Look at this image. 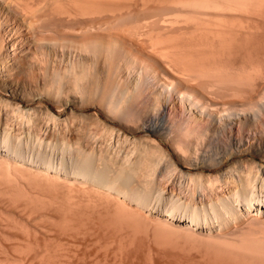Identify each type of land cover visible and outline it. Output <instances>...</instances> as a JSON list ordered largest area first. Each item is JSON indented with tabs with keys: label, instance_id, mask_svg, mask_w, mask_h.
Instances as JSON below:
<instances>
[{
	"label": "bare ground",
	"instance_id": "obj_1",
	"mask_svg": "<svg viewBox=\"0 0 264 264\" xmlns=\"http://www.w3.org/2000/svg\"><path fill=\"white\" fill-rule=\"evenodd\" d=\"M261 2L0 0V48L43 74L0 88V237H24L1 264H264V40L241 21Z\"/></svg>",
	"mask_w": 264,
	"mask_h": 264
},
{
	"label": "rangeland",
	"instance_id": "obj_2",
	"mask_svg": "<svg viewBox=\"0 0 264 264\" xmlns=\"http://www.w3.org/2000/svg\"><path fill=\"white\" fill-rule=\"evenodd\" d=\"M168 2V4H167V2ZM171 0H164V5H165V3L167 4V5H165V7H167V6H174V4H172V3H170V5H169V2H170ZM152 2V1H151ZM160 2V1H159ZM162 3H163V1H161ZM132 3V2H131ZM135 3V2H134ZM137 3V2H136ZM141 3L142 2H138L137 4H133V7L130 5V4H128V6L130 5V7H128L127 6V8L129 9V8H131V9H129V10H131V11H136L135 13H138L137 11H139L140 12V10H139V8H137V7H139V6H137L138 4L139 5H141ZM264 4V2H261V4ZM172 4V5H171ZM259 5H260V3H258ZM258 4L256 5V6H258ZM262 4V5H263ZM144 5H146V4H144ZM259 6L260 8H259V10L256 8V10L258 11H256V13H257V15H254L253 14V16H252V14L248 17H243V18H241V21L243 22V26H252L253 27V29L254 30H256V31H254V32H259L260 34H261V37L260 38H262L263 36H264V6ZM137 6V7H136ZM141 6H143V5H141ZM160 6H163V5H161V3H160ZM143 7H147V6H143ZM143 7H141V10H143L144 8ZM164 7V6H163ZM255 8V7H254ZM133 9V10H132ZM135 9V10H134ZM254 12H255V10H254ZM134 13V12H133ZM255 13V14H256ZM177 31V32H176ZM174 30V31H170V32H168L167 34L168 35H172V36H176V35H178V33L180 32L179 30ZM179 31V32H178ZM252 31V30H251ZM254 32H250L249 34H250V36H251V33H254ZM255 33V34H256ZM249 34L247 35V36H249ZM254 34V36L255 37H257L256 35L258 34H256L255 35ZM263 35V36H262ZM249 36V37H250ZM252 37H253V35H252ZM252 37H250V39L252 38ZM254 37V39L257 41V39ZM258 38H259V35H258ZM259 38V40L260 41H258V42H255V43H259V42H263V40H264V38H262V39H260ZM253 39V38H252ZM251 39V41L253 42V41H255V40H252ZM251 41H249L250 43H251ZM254 43V44H255ZM3 44V46L0 48V56H2L1 57V59H2V64H0V71L2 72V74L0 73V88L2 87V88H4L5 90H6V93H17V95H19V96H22V93L21 92H23V91H21L22 90V88H24V87H28V88H30L31 86H32V89H34L35 88V84H36V86L37 85H39V79L42 77V75L43 74H41L39 71H37L36 69L34 70V73L32 72V71H30L29 69H24L23 68V65H22V60H25V53H24V51H21V50H19V49H16V50H12L11 49V47H10V45H8L7 44V42H3L2 43ZM249 44V43H248ZM247 44V46H249ZM251 45H253V43H251ZM257 44H255V45H253V48L252 49H254V46H256ZM260 47H261V49L263 48V50H264V47H263V43H261V45H260V43L258 44ZM257 45V47L256 48H258L259 46ZM250 47V46H249ZM251 48V47H250ZM249 49V48H248ZM257 50H259V49H257ZM263 50H260L261 52L263 51ZM6 53H7V55H6ZM241 56V55H240ZM20 58V59H19ZM0 59V60H1ZM73 59H74V55H71L70 54V52H68V51H66V52H64L63 54H62V56H61V61H60V65H63V66H67V65H69V63H70V61L72 60L73 61ZM21 64V65H20ZM23 70L24 71V73H26L25 74V76H20L19 74H18V70ZM26 71V72H25ZM29 74H28V73ZM34 75H33V74ZM37 73V74H36ZM7 74H9L8 76H7ZM40 74H41V76H40ZM2 75H4V77H2ZM27 75V76H26ZM37 75V76H36ZM253 76H255V81L256 82H258V84H259V86L260 85H262V84H264V71H262V72H259V73H254L253 74ZM10 78V79H9ZM32 78H37V79H32ZM28 79H30V80H28ZM8 80H10L11 82L9 83L8 82ZM38 80V81H37ZM13 81V82H12ZM2 82V83H1ZM6 83V84H5ZM9 84H11V86L9 87L8 85ZM15 84V85H14ZM22 87V88H21ZM11 91V92H10ZM68 94H67V99H65V100H63L64 101V104L65 105H67V112H69L70 111V109H71V106L72 105H75V104H81V97H80V95H78V94H74V93H70V92H67ZM36 96H37V98H36ZM35 96V99L36 100H38V99H41V100H43L44 102L46 101V102H48V103H51V104H54V101L57 99V97L58 96H52V95H48V94H46V93H38L37 95ZM82 98H86V94L82 97ZM58 99L59 100H61L62 98H60V97H58ZM96 102V101H95ZM94 101H89V106L87 107V108H85L82 112H79V111H77V113H80L81 115H88V114H93L95 111H97V110H101V108L99 107V105H98V103L96 102L95 103ZM174 103H169L168 104V108H171L172 106L174 107V109H180V100L178 99V98H176L175 97V99H174V101H173ZM37 103V102H36ZM36 103H34V104H32V105H36ZM91 103V104H90ZM187 108H189V106H187V105H184V109H183V111L185 112V113H187V114H191V111H188V109ZM188 111V112H187ZM200 116V118H206V117H204L202 114L201 115H198V117ZM243 116H240V119L241 120H243ZM232 124H233V130L235 131L236 130V128H238L239 126H241L242 124H240V121L237 119V118H232ZM143 134H145V131H141V132H139V135H143ZM160 139H163V138H160ZM167 138H164L163 139V141H165L166 142V145L170 148V149H172L173 150V147H172V145L170 144V142L168 141V140H166ZM175 152V151H174ZM176 155H177V153H176ZM258 154H255V155H253V156H255V158L256 159H259L260 158V156L258 155ZM179 156V154L176 156V157H178ZM245 157L246 156H248V154L246 153L245 155H244ZM18 216H16V218H17ZM22 217V219H23V221H24V218H25V220H26V217L25 216H21ZM21 217H18L19 219L21 218ZM24 217V218H23ZM17 218V219H18ZM33 218V217H32ZM262 219H264L263 217H262ZM1 217H0V225H1V227H2V225L4 224L3 223V221H2V223H1ZM20 221H21V219H20ZM21 221L22 223H24V222H26V221ZM255 221H258V220H254V223H256V224H254V226H256V228H259V227H264V222L263 223H261L260 221H258V222H255ZM258 223V224H257ZM179 224V223H178ZM259 224H263V226L262 225H259ZM174 226L173 227H176L175 226V224H173ZM214 225V224H213ZM257 225H258V227H257ZM32 226H33V224H32ZM171 226V225H170ZM0 227V228H1ZM177 227H178V229H176V228H172V227H170V229H167V226H166V230H174V231H171V232H175V231H177V230H179V228H181V226L180 225H177ZM212 227V228H211ZM211 227H209V228H211V230L213 231V230H216V231H214V232H217L218 231V228L214 225V227L213 226H211ZM169 228V227H168ZM182 228L185 230H187V228H184V226H182ZM206 228V229H205ZM205 228H198L197 227V229H195L194 228V231H197V234H198V229H200L199 230V233H200V235L202 234L203 235V233H205L206 234V231H208L209 232V228L208 227H205ZM215 228V229H214ZM255 228V227H254ZM2 229V228H1ZM183 229H181L182 231H180L182 234L185 232ZM189 229H193V228H188V230ZM205 229V230H204ZM208 229V230H207ZM262 229H264V228H262ZM15 231H14V233H13V231L11 230V231H9L8 233H9V235L11 234V236H8L9 238H6V239H8V240H6V239H3L4 237H0L1 238V240L3 241V240H5V241H7V242H5V241H3V243L2 244H4L5 245V243L6 244H9V242H10V240L12 239V238H15V236H16V238L18 237V240L20 239V241H22V242H24V240H23V238L24 237H21V235L22 234H20V233H23V232H20L19 230H17V228L16 229H14ZM21 230V229H20ZM190 230V232H188L187 231V233H188V235H189V233L191 234L192 233V231ZM202 230V231H201ZM17 231H18V233H17ZM184 231V232H183ZM204 231V232H203ZM212 231H210V232H212ZM178 233V231H177V233L181 236L182 234L181 233ZM203 232V233H202ZM240 232V231H239ZM1 233V232H0ZM54 233V232H53ZM53 233H49V234H44V236H48L50 239H51V237H52V234ZM186 233V232H185ZM184 233V235H186ZM196 233V232H195ZM213 233V232H212ZM235 233H236V235H237V232L235 231ZM172 234V233H171ZM205 234L203 235V236H205ZM177 235V234H176ZM178 235V236H179ZM188 235H186V236H188ZM192 235H194V234H192ZM199 235V234H198ZM198 235H197V239H198ZM201 235V236H202ZM235 235V234H234ZM7 236V235H6ZM5 236V237H6ZM23 236V235H22ZM53 236H55V235H53ZM173 236V235H172ZM178 236H176V237H178ZM180 236L178 237V238H180ZM190 236V235H189ZM187 237V239H189L190 237ZM203 236L202 237H200V238H202V240H203ZM36 237H38L39 238V240H43V234L38 230L37 231V236ZM47 237V238H48ZM173 237H175V235L173 236ZM183 237V235L181 236V238ZM196 236H194V237H192L193 238V240H191V238L189 239V240H187V241H190V242H192L193 241V243H194V238H195ZM236 237V236H235ZM46 238V237H45ZM48 238V239H49ZM55 238V237H54ZM54 238H52V239H54ZM177 238V239H178ZM48 239H46V240H48ZM182 239H184V237L182 238ZM185 239H186V237H185ZM184 239V240H185ZM197 239H195V241L197 240ZM184 240H181L180 241V239H179V241L180 242H183ZM1 241V242H2ZM49 241V240H48ZM55 241L56 240H54V241H52L51 240V242H54L55 243ZM199 241V240H198ZM198 241H196L195 243H197ZM186 242V241H185ZM199 242H201V239H200V241ZM198 242V243H199ZM189 243V242H188ZM4 245H2L3 247H4ZM42 245V244H41ZM1 246V245H0ZM1 246V248H3ZM6 246V245H5ZM9 246V245H8ZM195 247V246H194ZM194 247H191L192 249H194ZM0 248V249H1ZM5 248H7V247H5ZM9 248V247H8ZM196 248V247H195ZM3 250V249H2ZM9 250H13V249H9ZM15 250V249H14ZM13 250V251H14ZM4 251H5V249H4ZM191 250H189V252H190ZM195 251V250H194ZM194 251H191L190 252V254H192ZM16 253H18V251H15ZM2 253H3V251L1 252V255H2ZM11 253H14V252H12L11 251ZM15 253V254H16ZM195 253V252H194ZM193 253V254H194ZM14 255V254H13ZM0 258L2 259L3 257L2 256H0ZM0 261H4V260H0ZM4 263V262H3ZM2 263V264H3ZM1 264V263H0Z\"/></svg>",
	"mask_w": 264,
	"mask_h": 264
}]
</instances>
